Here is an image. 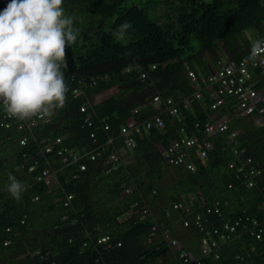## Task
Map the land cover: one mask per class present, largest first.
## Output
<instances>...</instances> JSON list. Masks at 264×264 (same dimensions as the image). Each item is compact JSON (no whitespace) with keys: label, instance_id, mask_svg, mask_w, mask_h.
Masks as SVG:
<instances>
[{"label":"trees","instance_id":"obj_1","mask_svg":"<svg viewBox=\"0 0 264 264\" xmlns=\"http://www.w3.org/2000/svg\"><path fill=\"white\" fill-rule=\"evenodd\" d=\"M63 6L80 29L77 42L67 49L66 106L55 110L48 124L42 121L28 130L27 125L19 129L16 119L5 128L0 105V264H156L171 252L164 242L159 247L147 243L160 222L193 251L195 245L179 224L181 213L172 208L182 195L201 198L203 204L193 207L203 215L219 202L221 217L204 215L209 227L223 229L226 221L255 217L264 229V128H257L251 117L235 116L237 100L231 96L213 110L208 81L201 82L222 56L240 60L249 53L252 44L246 33L264 39V0H63ZM125 22L131 27L121 40L113 33ZM188 70L196 73L198 83ZM202 71L206 74L201 76ZM195 86L202 98L192 100L181 118L156 109L155 97L188 98L197 91ZM155 116L164 120V127L146 129L145 122ZM225 116L229 130L208 137L213 148L207 158L191 148L187 163L195 165L194 171L165 161L163 150L171 142L184 136L202 138L206 123ZM129 120L141 128L132 136L131 147L121 135ZM233 131L261 170L251 188L229 168ZM54 137L62 139L59 149L102 148L118 154L122 162L111 172L100 159L87 161L85 171L63 167L55 156L43 155L40 140ZM46 169L52 175L50 184L37 181ZM9 174L26 187L19 201L6 191ZM170 187L173 193L164 196V188ZM144 207L148 219H136ZM188 231L200 240L198 230ZM103 237L109 240L100 243ZM232 238L214 264H264V233L260 240ZM195 255H200V247ZM212 263V257L203 261ZM172 264H178L177 259Z\"/></svg>","mask_w":264,"mask_h":264},{"label":"built area","instance_id":"obj_2","mask_svg":"<svg viewBox=\"0 0 264 264\" xmlns=\"http://www.w3.org/2000/svg\"><path fill=\"white\" fill-rule=\"evenodd\" d=\"M9 0H0V10L6 7ZM252 54L251 51L243 56L240 60H234L229 55L222 56L217 62L214 69L210 72L208 77H202V81H208L207 90L214 103L212 109H218L225 103V97L231 96L237 100L235 107V115L237 117H251L254 120V124L257 128H264V87L257 88V85L264 83V53H260L255 60L248 59ZM155 68V67H153ZM188 76L194 83H198L197 75L194 71L188 70ZM146 74H143L142 79L145 80ZM196 92L190 97H180L179 99L167 98L162 100L159 96L154 98V105L156 109L163 110L167 115L175 118H181L186 110L192 108V100L201 99L202 93L198 86H195ZM199 90V91H198ZM81 111H85L84 108ZM137 113V111H135ZM8 119L9 118L6 116ZM49 122L47 117H33L31 120L21 121L23 126L25 124L36 125L38 122ZM230 119L228 116L216 121L206 123L204 127V133L202 138L197 136H184L181 139L171 142L164 150L163 155L165 161L169 165L179 166L186 164L187 167L194 171L195 165L193 163H187L190 155L191 148H194V153L205 159L208 157V152L213 148L212 143L208 140V137L217 132H224L228 129V123ZM4 126L9 128L10 124L5 123ZM146 129L150 130L153 127L163 128L164 120L160 116H155L152 120L145 122ZM108 129V127H106ZM136 133H141V128L136 121L129 120L121 128V135L126 137V144L128 147L133 146L132 136ZM112 143V140L109 141ZM43 145V155L45 158L55 156L61 166H79L81 171L87 170V161L95 162L100 159L103 162V166L108 169L107 172L118 170L121 164L120 156L116 153H107L106 149L91 150L87 147L78 149L61 148L62 139L57 137L55 139L45 138L40 141ZM229 147L234 156V159L229 163V168L234 172L236 180H239L251 188L255 185V179L261 175L258 163H256L251 156H248V151L242 149L238 144L237 133L230 134ZM53 167V166H52ZM35 169L34 165H31L30 171ZM52 175L50 170H45L39 176L37 181H43L46 184H50ZM233 185L230 184L229 188ZM130 193V190H126ZM69 199L72 197L69 196ZM195 203L202 205V199L197 196L182 195L181 200L173 205V210L180 212L179 224L184 229H196L200 236V255L197 256L193 251L185 249L182 243L176 238L171 237L170 227L166 222L157 223L152 227V231L149 234L147 243L156 244L158 247L166 243L167 247L174 253L178 264H203L205 258L212 257V261L219 260L221 258L220 251L229 239L243 238V236H251L260 240L263 237L264 229L263 223L257 218L253 217L242 220H237L235 223L226 221L223 223V229L219 227H209L206 221H204V215L210 216L212 214L222 216V210L219 206V202H215L213 207H206L205 214H200L196 211ZM139 204H134V207H138ZM264 211V203L261 206ZM141 216L136 219H148V210L146 207L140 208ZM167 216H171L170 212L166 213ZM251 223V227L248 224ZM238 230L241 232L238 234ZM246 234V235H245ZM159 238L157 242L154 240ZM245 239V238H244ZM108 237L103 238L99 242H107ZM228 240V241H227ZM164 242V243H163ZM251 252H255L256 248L252 247ZM237 259L244 260L243 255H238Z\"/></svg>","mask_w":264,"mask_h":264},{"label":"clouds","instance_id":"obj_3","mask_svg":"<svg viewBox=\"0 0 264 264\" xmlns=\"http://www.w3.org/2000/svg\"><path fill=\"white\" fill-rule=\"evenodd\" d=\"M74 25L75 17L67 14L63 0H9L0 10V105L6 116L13 118L5 117L3 126L16 119L22 129L21 121L36 116L47 117L50 122L55 110L66 106L67 49L80 36V29ZM130 27L125 22L113 35L122 40ZM260 53H264V39L253 43L248 59L255 60ZM78 94L76 91L75 95ZM25 125L28 130L34 126ZM107 126L105 130L109 129ZM8 181L6 191L19 201L26 191L25 185L12 174Z\"/></svg>","mask_w":264,"mask_h":264},{"label":"rangeland","instance_id":"obj_4","mask_svg":"<svg viewBox=\"0 0 264 264\" xmlns=\"http://www.w3.org/2000/svg\"><path fill=\"white\" fill-rule=\"evenodd\" d=\"M245 36H248V38L251 40V44H252V45H253V43H255V41L258 40L257 38L253 37V36H252L251 34H249V33H246ZM211 67L213 68V67H215V65H212ZM199 73H200L201 76L206 74L204 71L199 72ZM100 98H102V97H100ZM246 123L249 124V122H247V121H246ZM164 191H166V193H165L164 196H167V195H169V194L171 195V193H173V191L171 192V187L168 188L167 190H165V188H164ZM158 202L160 203L161 200L159 199V201H157V203H158ZM183 231H184V230H183ZM183 233H186L187 235H189V238H190L191 242L193 243V245H195V246L193 247V249H192L193 252H194L195 254H199V239H198V237L189 234L190 231H188V229H185V231H184ZM196 246L198 247V249H197ZM174 261H175V259H174L173 254H172L171 252H169V253L164 254V255H163V256H162V257L156 262V264H172Z\"/></svg>","mask_w":264,"mask_h":264},{"label":"bare ground","instance_id":"obj_5","mask_svg":"<svg viewBox=\"0 0 264 264\" xmlns=\"http://www.w3.org/2000/svg\"><path fill=\"white\" fill-rule=\"evenodd\" d=\"M250 51H251V50H250ZM250 51H249V52H250ZM212 70H213V69H212ZM212 70H211V71H212ZM209 96H210V95H209ZM210 98H211V97H210ZM211 99H212V98H211ZM214 101H215V100L213 99L212 104L214 103ZM220 107H221V106H220ZM220 107H219V108H220ZM211 108H212V105H211ZM213 110H217V109H213ZM235 116H236V115H235ZM205 125H206V124H205ZM229 126H230V124L228 123V129L225 130L224 132H226V131L229 130ZM233 132H234V131H233ZM233 132H230V134L233 133ZM221 133H222V132H221ZM235 133H237V139H238V144H239L238 132H235ZM229 139H230V135H229ZM242 149H245V148H242ZM68 200H70V199L68 198ZM103 238H106V237H103ZM103 238H101L100 240H102ZM108 238H109V237H108ZM101 243H104V242H101Z\"/></svg>","mask_w":264,"mask_h":264}]
</instances>
